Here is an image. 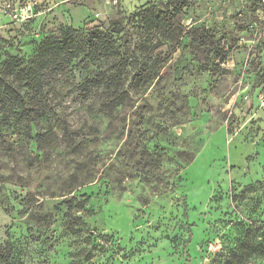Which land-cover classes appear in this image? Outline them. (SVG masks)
<instances>
[{
    "label": "rangeland",
    "instance_id": "374dc122",
    "mask_svg": "<svg viewBox=\"0 0 264 264\" xmlns=\"http://www.w3.org/2000/svg\"><path fill=\"white\" fill-rule=\"evenodd\" d=\"M151 5L175 12L176 27L151 80L132 71L127 101L108 112L97 93L81 99L74 65L50 81L41 147L0 142V244L17 264H229L246 237L264 264V6L0 0V60L87 21L121 20L133 45L135 14ZM204 34L207 46L193 43Z\"/></svg>",
    "mask_w": 264,
    "mask_h": 264
},
{
    "label": "trees",
    "instance_id": "16d2710c",
    "mask_svg": "<svg viewBox=\"0 0 264 264\" xmlns=\"http://www.w3.org/2000/svg\"><path fill=\"white\" fill-rule=\"evenodd\" d=\"M228 1L244 7L264 6L261 0ZM174 13L157 10L153 5L143 7L135 14L143 36L133 45L125 39L121 20L110 21L107 27L87 21L79 28L66 25L49 29L28 58L9 55L0 60V142L5 143L8 133L17 138L23 135L37 148L41 147L45 139L40 132L41 117L49 115L52 109L50 81L68 75L74 65L80 73L77 87L81 99L97 93L103 107L114 112L129 97L126 80L132 71L131 79L140 81L151 80L157 73L160 55L155 48L162 39H174ZM206 40L208 35L204 34L202 40L193 43L207 46ZM216 57L209 53L207 62L215 64ZM221 59L224 62L226 58ZM61 127L69 133V126ZM85 203L80 202V209H84ZM66 215L69 222H75L73 214ZM259 252L261 246L246 237L231 251L228 263L254 264ZM0 264H17L16 252L8 243L0 244Z\"/></svg>",
    "mask_w": 264,
    "mask_h": 264
},
{
    "label": "built area",
    "instance_id": "2783aa9c",
    "mask_svg": "<svg viewBox=\"0 0 264 264\" xmlns=\"http://www.w3.org/2000/svg\"><path fill=\"white\" fill-rule=\"evenodd\" d=\"M241 1H246V0H241ZM264 3V0H261Z\"/></svg>",
    "mask_w": 264,
    "mask_h": 264
}]
</instances>
